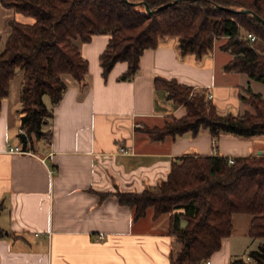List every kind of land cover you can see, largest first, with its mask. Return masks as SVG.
I'll list each match as a JSON object with an SVG mask.
<instances>
[{"label":"crops","instance_id":"1","mask_svg":"<svg viewBox=\"0 0 264 264\" xmlns=\"http://www.w3.org/2000/svg\"><path fill=\"white\" fill-rule=\"evenodd\" d=\"M10 19L34 21L0 0V37L7 34ZM109 37L97 33L76 41L87 72L83 81L63 77L66 88L55 105L43 96L53 111L43 126L51 138L41 136L37 149L34 144L25 148L19 136L21 70L10 80L9 93L0 102V264H169L177 246L167 231L170 212L155 217L148 207L133 219L132 208L119 203L114 192L156 186L184 154L264 155V134L221 132L213 137L200 128L196 134L154 140L146 131L186 113L164 89L155 88L156 77L206 89L222 114L251 109L240 94L247 85L258 92L256 80L223 69L231 58L221 47L226 37L215 38L211 49L197 57L181 55L177 37L165 35L141 52L138 71L125 79L120 76L126 61L102 74L99 56ZM7 144L30 152H7ZM120 147L128 152L118 151ZM250 218L233 213L231 234L202 264H230L264 241L248 235Z\"/></svg>","mask_w":264,"mask_h":264},{"label":"trees","instance_id":"2","mask_svg":"<svg viewBox=\"0 0 264 264\" xmlns=\"http://www.w3.org/2000/svg\"><path fill=\"white\" fill-rule=\"evenodd\" d=\"M2 3L32 16V23L15 19L7 22L8 31L0 49V102L8 95L10 80L17 69L22 72L20 86V129L23 146L31 147L32 138H51L43 129L53 111L45 105L44 94L52 105L61 98L69 75L83 81L88 62L77 44L93 34L110 35L99 59L107 75L117 61H126L120 78H131L139 69V56L154 47L165 35L176 36L181 55L200 57L211 49L218 37H226L221 47L231 54L225 71L245 73L264 83V0H179L149 13L143 3L124 0H1ZM145 1L157 8L170 0ZM255 35L254 40L246 33ZM154 86L164 89L175 105L186 113L170 117L162 126L147 128L152 139L167 135L196 134L208 129L213 137L221 132L238 136L264 134V97L249 85L240 99L251 109L241 113H220L207 90L156 77ZM23 134L25 137H23ZM215 144V140L213 142ZM119 203L132 208L136 219L152 207L154 216L170 212L168 233L175 237L169 264H199L221 246L222 237L232 232V214L250 215L248 235L264 239V155L228 156L184 154L172 162L165 180L140 192L115 191ZM1 208V205H0ZM181 220L185 224H180ZM0 228V235L3 234ZM236 257L230 264H264V241Z\"/></svg>","mask_w":264,"mask_h":264},{"label":"built area","instance_id":"3","mask_svg":"<svg viewBox=\"0 0 264 264\" xmlns=\"http://www.w3.org/2000/svg\"><path fill=\"white\" fill-rule=\"evenodd\" d=\"M246 37L249 38L250 40H254L255 39V35L252 34L251 32H247L246 33ZM207 98H211V93L210 92H207ZM21 131L22 130L20 129L19 132H21ZM213 142H214V140H213ZM6 151L10 152V153H29L30 152V151H27L26 149H24V148H22L20 146L10 145V144H7ZM118 151L123 152V153L128 152V150L126 148H124V147H120L118 149ZM232 159H233V157H228V160L230 162L232 161ZM52 171H53V169L49 170V172H52ZM99 237L101 238V237H103V235L101 234ZM245 259L249 260V257L245 256ZM205 263H209V260L206 259Z\"/></svg>","mask_w":264,"mask_h":264},{"label":"water","instance_id":"4","mask_svg":"<svg viewBox=\"0 0 264 264\" xmlns=\"http://www.w3.org/2000/svg\"><path fill=\"white\" fill-rule=\"evenodd\" d=\"M124 1L130 2V3H139V2L140 3H143L144 6H145L146 11L149 12V13H151V12L155 11L156 9H160V8L166 7V6H168V5L172 4V3H175V2H177L179 0H170V1H167V2L159 5L157 8H149L148 4L145 1H138V2H136V1H128V0H124ZM237 11L238 12H243V13H252L257 18V20H259L262 23H264V19L261 16H259L258 14L252 12L248 8H241V9H238ZM23 137H25L24 134H23ZM199 264H201V263H199Z\"/></svg>","mask_w":264,"mask_h":264},{"label":"rangeland","instance_id":"5","mask_svg":"<svg viewBox=\"0 0 264 264\" xmlns=\"http://www.w3.org/2000/svg\"><path fill=\"white\" fill-rule=\"evenodd\" d=\"M4 37H5V34L2 36V37H0V45L3 43V41H4ZM15 80H16V78H15ZM254 85H255V91H258V92H260L261 93V95L264 97V83H262V82H259V81H256L255 83H254ZM44 98H45V101L46 102H49V97H48V95L47 94H44ZM32 141H33V144L35 145V148L37 149V147H36V145L38 146L39 144H41V139L40 138H35V137H33L32 138ZM244 214V213H243ZM247 215H249V214H247ZM235 223H236V225L239 227L240 226V224H241V222L239 221V222H237V221H235ZM260 240H264L263 238H259ZM252 240H254V239H252ZM257 239H255V241H256ZM254 241V242H255ZM254 245V244H253ZM247 256V255H246Z\"/></svg>","mask_w":264,"mask_h":264}]
</instances>
